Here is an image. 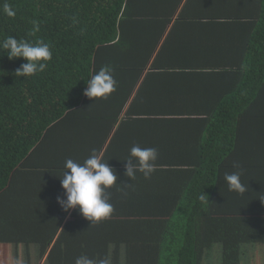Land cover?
Returning a JSON list of instances; mask_svg holds the SVG:
<instances>
[{"label": "trees", "instance_id": "obj_1", "mask_svg": "<svg viewBox=\"0 0 264 264\" xmlns=\"http://www.w3.org/2000/svg\"><path fill=\"white\" fill-rule=\"evenodd\" d=\"M132 1L0 0V41L7 36L32 43L39 39L52 51L43 72L18 78L14 73L26 61L9 60L0 50V264H74L82 254L108 264H264V0H256L251 14L237 15L252 30L231 34L237 51L227 63L234 73L214 87V103H205L199 139L183 135L192 150L180 145L186 138L172 139L174 127L165 119L153 118L159 121L155 128L147 119L146 128L165 141L140 146L155 147L158 158L149 179L137 172L133 180L124 175L131 148L108 145L100 153L101 143L93 146L88 137L90 127L104 120L98 104L105 115L114 108L111 122L119 117L115 104H123L132 91L126 81L122 90L118 83L123 67L151 58L152 51L135 53L144 41L124 31L126 23L145 16L132 8ZM5 3L14 17L4 14ZM34 21L39 24L35 33ZM214 40L220 46V39ZM202 56L220 63L207 60L205 50ZM157 58L163 59L156 56L152 64ZM105 65L113 70L116 90L106 99L85 97L88 80ZM119 90L121 102L116 100ZM187 109L183 100L177 105L166 98L147 102L141 111L150 117ZM137 121L131 119L141 130L143 120ZM93 150L103 154L118 177L108 189L114 210L95 224L57 203V197L63 198L58 176L65 160L83 163ZM234 162L242 169L244 194L229 192L224 181L225 173L238 170ZM189 163L192 169L183 166ZM167 174L180 179L174 188L179 198L155 181Z\"/></svg>", "mask_w": 264, "mask_h": 264}, {"label": "crops", "instance_id": "obj_2", "mask_svg": "<svg viewBox=\"0 0 264 264\" xmlns=\"http://www.w3.org/2000/svg\"><path fill=\"white\" fill-rule=\"evenodd\" d=\"M132 3L134 6L131 7L143 12L145 16L135 17L134 21L126 23L124 31L133 36L136 42L144 41L141 50L135 53L143 56L147 51H152L151 58L146 64H127L123 67L117 78L118 83L121 84L122 90L124 85L122 81H126L132 85V91L123 100V104H115V107L119 108L117 112H120L115 123L111 122L113 118L110 117L114 115V108L105 115L103 105L98 104L103 110L98 113L103 115L104 120L100 119L96 121L97 125L90 127L88 137L91 136L93 146L101 143L99 145L102 147L101 153L106 151L108 145L118 150H127L133 145L147 146L149 145L147 140L155 142L162 138V142L165 141L164 136L153 135V128L157 127L160 119H165L174 127L169 131L172 139L180 140L181 136L183 139L186 138L187 140L180 145H189L187 148L192 150L193 144H188L191 140L183 135L190 134L199 139L203 126L201 119L207 115L205 103H214V99L217 98L214 96V87L221 86L222 79H226V83L229 77L227 74L234 73L235 68L227 63L229 56L237 51L234 43L236 39L231 34L239 35L252 30L250 23L244 18H237V15L251 14L253 12L251 8L259 3L256 0H133ZM144 8L148 10L145 11ZM214 38L220 39V46L212 43L215 41ZM203 50L207 60H220V63L205 62L202 58ZM156 56L163 59L160 62L157 58V63L152 64ZM190 58H199L202 62L191 63ZM137 69L141 72L136 75ZM176 85L178 87L181 85V90H177ZM121 90L116 93L119 97L116 100L119 102L123 97ZM166 98L169 103L177 105L183 100L187 111L173 116L154 114L150 117L145 114L147 112L141 111L147 102H162ZM111 102L114 103V100ZM169 117L175 121L170 122ZM133 118L139 123L143 120L144 123L141 124L144 126L141 130L133 127L131 123ZM153 118L159 121H153ZM147 119L149 126L153 128H146ZM161 122L163 123L162 120ZM138 132L141 136L135 135ZM138 136L140 139H135ZM183 166L192 169L190 163ZM155 181L163 185L162 191L172 192L179 198L178 190L174 189L180 185V179H177L176 175L167 174L161 180ZM211 184L212 181L208 187Z\"/></svg>", "mask_w": 264, "mask_h": 264}, {"label": "clouds", "instance_id": "obj_3", "mask_svg": "<svg viewBox=\"0 0 264 264\" xmlns=\"http://www.w3.org/2000/svg\"><path fill=\"white\" fill-rule=\"evenodd\" d=\"M3 12L8 17L15 16V11L7 3L3 5ZM38 31L39 24L34 21L33 33ZM0 50L6 52L9 60L22 58L26 61L14 73L18 78L21 76L27 78L43 72L52 58L50 45L39 39L32 43L25 39L18 40L13 36H7L0 41ZM112 73L110 66H102L88 80L83 95L94 101L106 99L117 87V81ZM157 158L158 150L155 147L142 148L139 145H133L128 157L124 160V175L133 180L139 172L145 179H149L155 171ZM233 168L238 170L224 175L228 191L244 194L247 188L241 181L242 169H239L235 162ZM58 177L63 198L57 197V203L62 210L67 212L70 209H76L91 224L107 219L112 214L114 209L109 202L111 194L108 189L116 185L118 177L107 161L97 155L95 150L83 163H78L71 158L66 159ZM124 186L131 187L130 184H124ZM121 191L127 195L123 189ZM74 264H108V261L82 254L75 259Z\"/></svg>", "mask_w": 264, "mask_h": 264}, {"label": "rangeland", "instance_id": "obj_4", "mask_svg": "<svg viewBox=\"0 0 264 264\" xmlns=\"http://www.w3.org/2000/svg\"><path fill=\"white\" fill-rule=\"evenodd\" d=\"M120 113V112H119ZM119 113H118V115H119ZM103 155V154H102ZM102 155H99L100 157H102Z\"/></svg>", "mask_w": 264, "mask_h": 264}]
</instances>
